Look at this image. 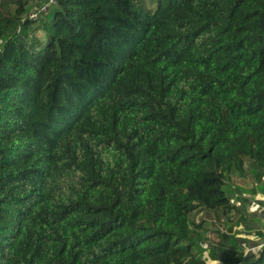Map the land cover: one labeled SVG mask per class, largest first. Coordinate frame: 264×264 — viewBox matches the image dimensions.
<instances>
[{"label":"trees","instance_id":"1","mask_svg":"<svg viewBox=\"0 0 264 264\" xmlns=\"http://www.w3.org/2000/svg\"><path fill=\"white\" fill-rule=\"evenodd\" d=\"M5 5L0 264H203L190 214L264 176V0Z\"/></svg>","mask_w":264,"mask_h":264},{"label":"rangeland","instance_id":"2","mask_svg":"<svg viewBox=\"0 0 264 264\" xmlns=\"http://www.w3.org/2000/svg\"><path fill=\"white\" fill-rule=\"evenodd\" d=\"M43 0H29V11ZM4 13H12L17 0H5ZM52 8V7H51ZM49 13L42 16L47 17ZM40 16V17H42ZM8 30L1 40H4ZM30 42L33 49L45 45L46 32L38 27H31ZM246 174L239 176L232 173L227 178L224 190L231 196V211L222 209L199 208L190 214L196 223L202 222L200 231L204 238L193 247V253L203 264H242L243 261L256 254L264 244V176L258 179L251 160H245ZM205 228V230H203ZM221 248L223 250H221ZM219 252L224 258L212 259L211 252Z\"/></svg>","mask_w":264,"mask_h":264},{"label":"built area","instance_id":"3","mask_svg":"<svg viewBox=\"0 0 264 264\" xmlns=\"http://www.w3.org/2000/svg\"><path fill=\"white\" fill-rule=\"evenodd\" d=\"M57 0H43L39 5L34 7L29 13L30 18H37L47 13L51 7L56 4Z\"/></svg>","mask_w":264,"mask_h":264},{"label":"crops","instance_id":"4","mask_svg":"<svg viewBox=\"0 0 264 264\" xmlns=\"http://www.w3.org/2000/svg\"><path fill=\"white\" fill-rule=\"evenodd\" d=\"M259 250V249H258ZM258 250H257V252H258ZM257 252H256V254H257ZM255 255V254H254Z\"/></svg>","mask_w":264,"mask_h":264}]
</instances>
